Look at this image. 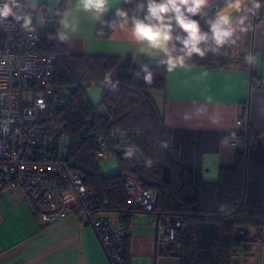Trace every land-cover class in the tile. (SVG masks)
Masks as SVG:
<instances>
[{"label":"trees","instance_id":"obj_1","mask_svg":"<svg viewBox=\"0 0 264 264\" xmlns=\"http://www.w3.org/2000/svg\"><path fill=\"white\" fill-rule=\"evenodd\" d=\"M48 3L43 2L45 19ZM63 6L64 0H60L54 9ZM119 7L134 8L125 3ZM207 11L209 16L214 14ZM50 18L51 27L44 34L56 38V18ZM112 18V12L105 17ZM201 27L208 30L203 20ZM113 32L99 23L96 27L99 37H109ZM45 44L39 50L56 55V84L69 90L56 114L57 122L66 126L58 153L87 173L85 181L95 191L96 208L116 215L124 223L127 264H132L129 242L134 218L145 211L129 207L126 174L136 177L144 188L158 192L154 213L182 221L177 240L166 241L161 236L165 247L158 248V255L178 251L181 264H234L235 257L254 256L260 251L253 242L258 237L264 240V146L250 124L249 131L241 135L168 129L154 94L167 89L168 72L162 66L135 61L131 55L76 52L70 43ZM237 45L226 48L223 55L193 62L196 67H227L233 61L230 51ZM141 64H147L154 73L150 85L134 76ZM105 74L119 81L117 91L103 87ZM94 85L102 87L101 107H95L86 93L85 88ZM63 136L68 138L66 152L61 151ZM98 137L105 141L109 155L118 160L119 171L115 174L103 175L100 171ZM234 140L242 146L234 164L221 166L216 180L204 179L205 156L219 153L224 143ZM162 142L167 143L166 148L160 146ZM129 149L132 154L127 158L125 152ZM149 160L153 162L151 167L147 165Z\"/></svg>","mask_w":264,"mask_h":264},{"label":"crops","instance_id":"obj_2","mask_svg":"<svg viewBox=\"0 0 264 264\" xmlns=\"http://www.w3.org/2000/svg\"><path fill=\"white\" fill-rule=\"evenodd\" d=\"M59 1L49 0L48 8L53 3L54 9ZM123 3V0H113L112 9ZM128 5L135 6V0ZM220 6L222 0H210L208 9L215 13ZM51 16L52 13L48 12V17L38 24L33 14V23L45 30L51 27ZM252 22L254 30L239 34L238 45L230 51L233 58L231 65L168 72L166 91L155 95L168 129L241 135L247 131L248 123L259 134L264 146V7ZM97 25L85 23L87 38H74L70 42L71 49L91 55H131L138 62H154L138 52L125 32L114 30L109 37H99L96 35ZM245 50L257 56L255 65L246 64ZM205 72L207 75H204ZM252 74L255 79L261 80L260 85L252 87ZM244 107L247 115L241 125L238 120ZM241 148L240 141L234 140L224 143L219 153L206 155L204 179L216 180L220 167L233 165ZM260 239L258 237L253 242L260 250L256 255L237 256L234 264H264V240ZM163 247L165 244L152 225L151 216L145 212L138 213L130 232L131 263L181 264L178 251L158 255V248ZM0 264L109 262L94 228L85 218L70 214L60 221L49 223L36 212L23 191L14 188L4 192L0 200Z\"/></svg>","mask_w":264,"mask_h":264},{"label":"built area","instance_id":"obj_3","mask_svg":"<svg viewBox=\"0 0 264 264\" xmlns=\"http://www.w3.org/2000/svg\"><path fill=\"white\" fill-rule=\"evenodd\" d=\"M2 37L5 40L0 41V200L4 192L20 188L49 223L70 214L85 218L94 228L109 264H127L124 223L116 215L96 208L95 191L85 181L87 173L58 153L66 126L57 122L56 114L69 90L56 84V55L39 50L46 42L56 44L57 39L44 34L38 26L28 33L14 23L0 25ZM254 83L260 85L261 80L255 79ZM41 100L43 109L38 104ZM242 109L238 120L241 125L247 115V109ZM96 143L98 158H108L105 141L98 137ZM124 184L129 207L152 213V225L159 237L177 240L182 221L153 212L158 192L144 188L131 174L124 176Z\"/></svg>","mask_w":264,"mask_h":264},{"label":"clouds","instance_id":"obj_4","mask_svg":"<svg viewBox=\"0 0 264 264\" xmlns=\"http://www.w3.org/2000/svg\"><path fill=\"white\" fill-rule=\"evenodd\" d=\"M123 2L129 4L133 0ZM112 3L113 0H64L63 7L49 8L47 11L55 16L58 25V43L68 44L76 37L86 39L85 23H99L125 32L140 54L151 58L169 73L177 69L190 72L196 67L194 59L223 55L226 48L237 43L239 34L254 30L253 18L264 7V0H222V6L209 16L210 0H135L132 9L117 7L114 10ZM110 11L113 18L106 20ZM33 14L38 24L43 23L45 5L41 0H0L2 26L14 23L32 33L37 27L33 23ZM201 20L207 24V31L202 30ZM244 60L248 65H255L257 56L245 50ZM134 76L149 85L154 79L147 64H141ZM102 85L115 92L119 81L105 74ZM38 104L41 109L45 106L42 100ZM160 146L166 148L167 143L162 142ZM131 154V149L125 152L127 158ZM152 164L151 160L147 161L148 167Z\"/></svg>","mask_w":264,"mask_h":264},{"label":"rangeland","instance_id":"obj_5","mask_svg":"<svg viewBox=\"0 0 264 264\" xmlns=\"http://www.w3.org/2000/svg\"><path fill=\"white\" fill-rule=\"evenodd\" d=\"M54 2V1H53ZM53 3L51 9H53ZM86 93L91 100L92 104L95 107H101V98H102V87L96 85L86 87ZM158 95V93H154ZM68 145L67 136H63L61 140V151L66 152V146ZM99 168L103 175L115 174L119 171L118 160L115 156L110 155L108 158H103L99 161ZM212 175V174H211ZM254 258V257H253ZM258 259V257H255Z\"/></svg>","mask_w":264,"mask_h":264},{"label":"water","instance_id":"obj_6","mask_svg":"<svg viewBox=\"0 0 264 264\" xmlns=\"http://www.w3.org/2000/svg\"><path fill=\"white\" fill-rule=\"evenodd\" d=\"M247 131H249V124L247 123Z\"/></svg>","mask_w":264,"mask_h":264}]
</instances>
